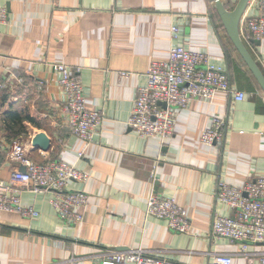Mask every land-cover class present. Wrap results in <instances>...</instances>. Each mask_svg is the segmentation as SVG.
Wrapping results in <instances>:
<instances>
[{"label":"crops","instance_id":"crops-1","mask_svg":"<svg viewBox=\"0 0 264 264\" xmlns=\"http://www.w3.org/2000/svg\"><path fill=\"white\" fill-rule=\"evenodd\" d=\"M221 1L231 10L238 0ZM0 7L7 13L0 24V180L8 184L15 168L8 149L18 138L33 163L61 161L86 175L67 190L88 195L83 220L73 225L58 218L52 192H22L21 204L38 216L0 211V264H98L106 250L132 249L174 264H206L216 254L259 264L264 243L243 253L239 243L212 234L214 217L232 214L216 200L218 182L242 189L264 177V93L212 0H0ZM256 14L253 6L244 12ZM244 44L264 75V39ZM177 46L206 54L245 98L217 93L190 103L176 111L174 131L161 143L140 137L127 121L150 63L166 61ZM55 63L78 71L86 106L103 114L88 143L67 127ZM213 117L223 121V135L207 147L200 137ZM39 132L49 139L46 152L31 147ZM152 193L187 211L188 233L146 214Z\"/></svg>","mask_w":264,"mask_h":264},{"label":"built area","instance_id":"built-area-1","mask_svg":"<svg viewBox=\"0 0 264 264\" xmlns=\"http://www.w3.org/2000/svg\"><path fill=\"white\" fill-rule=\"evenodd\" d=\"M250 6L257 10V14L242 15L239 31L243 43L264 39V0H249L247 8ZM6 21V10L0 7V24ZM172 32L175 35L177 29L172 28ZM53 69L58 76V87L65 97L62 114L67 127L74 137L88 143L100 127L103 114L99 109L86 106L77 70L62 63L53 64ZM217 93L232 96L238 102L245 98L244 93L231 87L225 71L212 65L206 54L177 46L170 51L166 61L150 63L145 84L136 90L127 126L140 137L164 143L174 131L177 110L187 108L192 102L209 101ZM162 103L164 107L160 105ZM223 126L219 117H213L210 126L201 134L200 143L210 147L220 141ZM8 157L15 168L8 184L0 180V211L35 219L38 213L31 206L21 204L20 194L25 191H50L54 195L50 205L61 221L73 225L82 222L88 195L81 191H69L67 185L70 181H84L86 175L61 161L33 163L18 138L10 141ZM21 166L25 168L24 172L19 170ZM16 185L19 187L15 188ZM216 200L232 211L230 216L214 217L212 234L217 239L239 243L243 253L248 250V245L264 243V177L249 180L242 189L219 181ZM146 214L164 220L173 232L190 231L187 211L173 199L152 193L146 201ZM64 264L84 263L70 259ZM98 264L174 263L144 250L132 249L106 250ZM206 264L234 263L231 256L216 254ZM259 264H264V252Z\"/></svg>","mask_w":264,"mask_h":264},{"label":"water","instance_id":"water-1","mask_svg":"<svg viewBox=\"0 0 264 264\" xmlns=\"http://www.w3.org/2000/svg\"><path fill=\"white\" fill-rule=\"evenodd\" d=\"M212 1L229 40L264 93V75L243 43L239 31L240 20L247 8L249 0H238L231 10H228L221 0ZM251 42L256 46L260 45V41L253 40ZM160 105L163 107L165 106L163 103ZM49 146V139L41 132L36 133L31 139V147L34 149L46 152L49 149ZM19 170L24 172L25 168L21 166Z\"/></svg>","mask_w":264,"mask_h":264},{"label":"trees","instance_id":"trees-1","mask_svg":"<svg viewBox=\"0 0 264 264\" xmlns=\"http://www.w3.org/2000/svg\"><path fill=\"white\" fill-rule=\"evenodd\" d=\"M243 63H244V62H243ZM11 118H12V119H16L18 122H20V120H21V117H19V116L16 115V114H12V115H11ZM24 119L28 120L30 123H33L32 119H30L29 117H25ZM20 128H22V127H20ZM14 139H16V138H14ZM12 140H13V139H12Z\"/></svg>","mask_w":264,"mask_h":264}]
</instances>
